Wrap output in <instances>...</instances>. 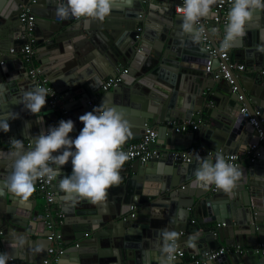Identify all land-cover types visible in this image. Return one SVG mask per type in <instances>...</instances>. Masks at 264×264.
<instances>
[{"label": "water", "instance_id": "95a60500", "mask_svg": "<svg viewBox=\"0 0 264 264\" xmlns=\"http://www.w3.org/2000/svg\"><path fill=\"white\" fill-rule=\"evenodd\" d=\"M58 2L0 0V48L8 51L18 39V45L24 43L19 14L21 6L28 4L34 15L32 29L37 44L41 48L62 45L69 56L39 60L42 74L50 76L49 82L65 99L62 119H71L74 129L79 130L83 128L79 117L105 101L118 106L131 126L132 135L125 143L142 137L146 124H152L157 139L151 148L158 149L159 154L145 163L126 161L120 172L121 183L108 190L106 202L93 204L80 199L72 203L60 190L59 177L53 180L54 205L63 212L62 223H56L65 246L54 264H159L163 228L179 234L178 244L186 240L181 236L185 234L197 244L193 245L197 253L198 249L216 248L214 223L221 224L215 229L220 242L240 246L246 252H226L205 264H264V148L258 146L260 154L255 161L238 166L242 175L231 193L216 187L213 190L214 185L191 187L198 167L194 155L183 162L171 154L205 146L216 153L200 155L211 156L214 161L217 152L244 154L248 146L258 143L257 127L264 135V10L254 14L245 27V36L233 41L229 49L240 51L247 68L253 69L252 76L231 71L233 91L225 79L213 77L219 57L213 60L212 71H204L210 56L203 42L194 44L182 32V18L175 12L180 0H115L103 21L90 22L73 17L58 19ZM212 17L213 12L199 22L206 33ZM70 18L74 22L66 28L64 21ZM150 20L154 24L147 29ZM139 22L143 28L137 40L134 35ZM74 34L78 37L70 39ZM212 43L216 46L213 39ZM12 57L18 61L16 68L7 60L6 66H0V114H18V118L8 120L9 132L0 131V152L4 153L11 150L7 139L31 141V136L57 126L62 117L47 104L37 116L18 103L22 92L34 85L22 58ZM185 66L193 72L183 70ZM120 67L127 68L121 82L98 98L96 91L103 79ZM113 92L119 93L122 102H113ZM249 116L257 126L249 122ZM184 119H205V123L191 135L165 124L167 120ZM10 171L11 161L0 159V253L14 258L17 264H41L50 245L46 238L49 230L41 226L43 196L36 188L27 199L11 192L4 182ZM61 172L71 174V160ZM258 244L262 247L256 251Z\"/></svg>", "mask_w": 264, "mask_h": 264}, {"label": "clouds", "instance_id": "9594fccd", "mask_svg": "<svg viewBox=\"0 0 264 264\" xmlns=\"http://www.w3.org/2000/svg\"><path fill=\"white\" fill-rule=\"evenodd\" d=\"M114 2L115 0H60L56 16L60 20L73 17L85 22L103 21L112 11ZM216 3L217 0H182V5L177 6L175 12L182 18L181 30L192 43H201L206 34H216L215 28L206 33L199 26L202 18L210 16L212 6ZM230 5L221 38L222 50L230 49L233 41L243 38L245 27L254 14L258 10H264V0H230ZM48 95L47 88L37 85L31 90L23 91L18 103H22L31 114L39 116ZM16 118L18 114L10 111L0 114V131L9 132L8 120ZM79 120L84 126L75 138L69 136L74 130L71 119H61L57 126H50L46 132L41 131L38 135L31 136V143L27 147L25 140L10 138L11 150L7 153L0 152V159L11 161V171L4 181L7 188L27 199L34 191L37 179L47 178L53 181L59 177V188L66 200L72 203L80 199L93 204L104 202L108 190L121 183L120 172L129 158L122 150V145L132 135L131 126L118 106L109 105L105 101L81 115ZM192 153L198 167L190 186L208 188L214 185L218 190L231 193L242 175L241 170L227 161L222 153L217 152L214 161L211 156L202 157L199 153ZM69 160L72 172L70 175L62 174L61 168ZM161 238L159 264H171L172 254L176 250V233L163 229ZM7 260L8 255L0 253V264H7Z\"/></svg>", "mask_w": 264, "mask_h": 264}, {"label": "built area", "instance_id": "2783aa9c", "mask_svg": "<svg viewBox=\"0 0 264 264\" xmlns=\"http://www.w3.org/2000/svg\"><path fill=\"white\" fill-rule=\"evenodd\" d=\"M31 1L34 2V0ZM178 5H182V0H180V4ZM178 5L175 6V11ZM230 6H231L230 0H217V3L212 6L213 23L211 24V29L215 28L217 29V32L215 35L210 34L211 35L210 37H212L213 42L215 43L216 46L213 45L212 39L208 36V34L205 35L202 42L204 44V48L207 50V53L210 56L207 62L205 63L204 71L206 72L212 71L211 69L212 62L215 58L219 57L221 61H219L216 68L217 72L214 73L213 77L225 79L227 83L231 86L232 90L235 91V86L233 85L234 79L231 77V71L238 74L239 72H242L245 69H247V66L242 62L232 59L230 57L229 49L222 50L220 47L221 38L224 35L223 27H225L227 23L226 16ZM19 19L24 25V29L21 34V38L24 40V43L19 45V47H10L8 51H5L0 48V66L5 64L6 55L21 56L22 60L27 65L29 77L34 81L35 86L39 85L48 89L49 95L46 97V103L48 104V107H50L54 111L60 110L62 114H65L66 111L62 106L63 102L59 96V93L57 92L55 87L49 82L48 77L42 74L41 69L33 64V57L36 53L37 42H36V36L32 29L34 25V15L31 13L30 6L28 4L21 6ZM141 30H142L141 25L137 24L135 27V32H136L134 35L135 39L137 40L140 39ZM126 72H127L126 67L118 68L114 75L107 76L103 80V82L99 86V91L101 93L106 92L109 91L111 88L117 86L121 82L122 75L125 74ZM261 73L264 74V69L261 70ZM239 98H241V96H239ZM88 104L91 105L92 102L88 101ZM241 111L245 112V109H242ZM255 113L259 114L257 111ZM248 120L251 124L257 126L254 117L249 116ZM204 123H205V119H198V120L184 119L178 122L176 120L173 121L167 120L165 122L167 126H172L175 129V131L179 133L195 131ZM81 129H79L76 132V134L70 135V137L75 138L79 134ZM257 131L259 134L258 143L251 144L249 148L246 150L245 154L224 153L223 155L225 156V159L227 161H230L237 167L241 165L243 162L255 161L260 154L256 150L258 146L261 145L264 148V135L260 130V128L258 127H257ZM16 139L25 140L26 147L31 143L30 140L22 137H16ZM156 139H157L156 128L152 124H146L142 137H140L139 139L131 140V142L124 143L122 145V150L125 153H127L129 157L127 161L138 159L141 163H145L150 158L157 156L159 154L158 149L151 148V145L156 141ZM9 141L10 138L5 141L8 146H10ZM192 152H196L199 154H209V155L216 153L212 149H209L205 146H196L184 150H174L171 151V154L174 160L189 162L193 154ZM52 183L53 181H49L47 180V178H41L35 181V185H36L35 188L43 196L44 199V208H43L44 217L42 219V225L44 226V228L49 230V234L46 236V238L51 243L46 251L47 256L42 260L41 264H54V261H56L57 258L63 254L65 248L63 240L58 234V223H62L63 212L57 208L56 209L52 208L53 206H55L54 191L51 188ZM213 190H215V186L213 187ZM56 220L58 221V223H56ZM220 225H221L220 223L215 224L214 236H216L215 229ZM178 236L179 234H176V238L174 241L176 250L172 254L173 258L171 264H183V261L179 262L180 259L183 260L187 259V261L190 264H205L206 261L214 259L226 252H232V251L246 252L245 248H241L240 246L237 245H230V246L222 245L215 249L203 251L198 256L190 255L189 258L186 257L185 251L178 246V243L176 241ZM260 247H262V244H258L255 250L256 251L260 250ZM7 264H17V261L12 257H8Z\"/></svg>", "mask_w": 264, "mask_h": 264}, {"label": "crops", "instance_id": "0c3cea01", "mask_svg": "<svg viewBox=\"0 0 264 264\" xmlns=\"http://www.w3.org/2000/svg\"><path fill=\"white\" fill-rule=\"evenodd\" d=\"M70 20V21H69ZM68 20V22L67 21H64V22H66L65 24H66V28H67V26H70V25H72V22H74V21H71L72 19L70 18ZM73 20H75V21H77V19H73ZM138 24H140V22L138 23ZM153 24H154V22L153 21H148L147 22V26H146V28L147 29H150L152 26H153ZM141 26H142V28H143V24H140ZM77 34V33H76ZM74 37H78V35H72V36H69V38L70 39H72V38H74ZM21 38V37H20ZM19 39L17 40V44H13L12 46H10V47H19V45H18V43H19ZM71 44H68V46H70ZM38 47V51L35 53V55H34V57H33V64L36 66V67H38V68H40L41 66L39 65V60H41V61H45V60H47V59H51V57L55 60V58L57 57V59H61V60H63L62 59V56H63V58H67L68 59V57L69 56H67V54H66V51H64L63 49H64V47H63V49H62V45L61 46H54V45H51V46H48L47 48H41L40 47V45H36V48ZM2 48L5 50V51H7L6 50V47H4V46H2ZM55 49H57V51H55V52H53L52 54L50 53L51 51H53V50H55ZM8 56V57H7ZM13 55H6V60H7V62L9 61V63L11 64V66H13V67H15V63H17L18 61H17V59H15V57L13 58L12 57ZM17 56H19V55H17ZM19 57H21V56H19ZM230 57L232 58V59H235V60H237V61H239V62H242V63H244L245 64V60H244V58H243V56H242V54L240 53V51H238V50H231L230 51ZM72 58V57H71ZM7 62H5V64L4 65H2V67H4V66H6V64H7ZM192 59L191 60H189V66L190 65H192ZM82 64H78V67H80ZM246 65V64H245ZM16 68V67H15ZM200 69H202V68H200ZM183 70H186L187 72H190V73H192L193 72V69H190V67H184L183 68ZM253 69H245L244 70V72H246V74L247 75H250V76H252V71ZM94 72V71H93ZM95 73V72H94ZM77 74H80V73H77ZM262 74V73H261ZM95 75V74H94ZM45 76L46 77H50L49 75H47V74H45ZM106 78V77H105ZM104 78V79H105ZM103 79V80H104ZM29 82H30V84H33L34 86H35V83H34V81L29 77ZM54 85V84H53ZM58 89V88H57ZM58 92V91H57ZM59 93V96H60V98H61V100H62V102H63V105L62 106H64L65 105V99L60 95V92H58ZM103 93L104 92H100L99 91V88L97 89V91H96V96L99 98V97H101L102 95H103ZM112 95H113V98H112V100H113V102L114 103H116V104H119L120 102H122L121 101V96L119 95V93H112ZM47 104V103H46ZM48 105V104H47ZM50 110H52L50 107H48ZM64 108V107H63ZM65 111H66V109H64ZM52 111H54V110H52ZM57 114H60V115H62V117H61V119L63 118V116H64V114H62L61 112H60V110H58V111H55ZM201 127V126H200ZM200 127L196 130V132H198L199 130H200ZM75 131H78V129L76 128V129H74ZM187 134H189V135H191V132H187ZM249 148V146L247 147V149ZM246 149V150H247ZM246 150H245V152H246ZM245 152H244V154H245ZM237 153H241V152H238L237 151ZM36 187V185H34V188ZM42 200V202H43V204H44V199L42 198L41 199ZM107 201V200H106ZM105 201V202H106ZM56 206H59L58 204H56L55 206H53L52 208H55L56 209ZM135 207V206H134ZM133 208V207H132ZM215 224H217V223H214L213 224V226L215 227ZM41 226H43L42 224H41ZM162 226V228H163V225H161ZM202 227H205V225H203ZM164 229V228H163ZM202 229V228H201ZM201 233H202V231H201ZM197 235H199V233H197ZM129 236V235H128ZM132 238H133V236L132 235H130ZM181 236H185V238L184 239H186V240H184V241H180V243L178 244L179 245V247L180 248H182L184 251H185V253H186V257H189L190 258V255H195V256H198L199 254H201L204 250L203 249H198L197 250V253H194L193 252V247L194 246H196L197 244H193L191 241H190V239H188V238H186V235L185 234H181ZM32 237H36V236H32ZM0 238H2V235L0 234ZM123 238V237H122ZM122 238H120V239H122ZM200 239V238H199ZM213 241H214V243L217 245L216 246V248L217 247H219V246H225V244H224V242H220L219 240H218V238H216V236L212 239ZM45 242H44V244H47L48 245V242H47V240H44ZM51 244V243H50ZM205 243H202V245H204ZM194 245V246H193ZM50 246V245H49ZM48 246V247H49ZM204 247V246H203ZM185 259V258H184ZM17 261V260H16ZM18 262V261H17ZM183 264H190L188 261H187V259H185V260H183Z\"/></svg>", "mask_w": 264, "mask_h": 264}]
</instances>
